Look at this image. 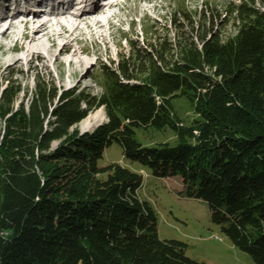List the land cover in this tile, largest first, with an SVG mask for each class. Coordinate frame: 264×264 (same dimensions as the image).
<instances>
[{
  "label": "trees",
  "instance_id": "16d2710c",
  "mask_svg": "<svg viewBox=\"0 0 264 264\" xmlns=\"http://www.w3.org/2000/svg\"><path fill=\"white\" fill-rule=\"evenodd\" d=\"M234 13L239 30L226 40L159 37L137 48L140 68L130 58L104 67L98 101L45 82L15 107L22 88L0 85V264H207L159 236L141 173L100 165L114 144L154 176L179 177L183 195L206 201L223 235L264 264V9ZM178 97L200 115L191 126L176 123ZM100 106L107 122L75 128ZM167 127L177 144L136 139Z\"/></svg>",
  "mask_w": 264,
  "mask_h": 264
},
{
  "label": "rangeland",
  "instance_id": "374dc122",
  "mask_svg": "<svg viewBox=\"0 0 264 264\" xmlns=\"http://www.w3.org/2000/svg\"><path fill=\"white\" fill-rule=\"evenodd\" d=\"M124 3L113 10L118 12L120 18L114 20L112 27H106L108 44L101 39L95 42L93 41L95 38L92 39L88 35L86 38L82 36L79 44L74 41L73 45L76 48L89 52V55H82V58L88 62L83 71H89V73L78 84V78L70 76L72 69L67 62L68 56H62L63 64L60 61L55 62L50 69H37L36 66L40 67L41 63L36 60L32 65L23 60L14 68L6 64L0 65V85L6 87L10 80V85L22 88L14 106H21L22 103L28 106L29 97L35 91L37 83L45 82L59 92L67 90L74 91L76 94L83 93L98 101L105 95L109 80L108 69L104 67L116 68L120 59L130 58L133 59L132 63H136L140 68L139 60L136 59L138 47L146 49L159 37L171 39L176 43L187 36L196 39L199 43L201 37H210L211 33H216L226 40L236 35L239 30L240 21L234 13L237 6L248 3L264 9V0H151L150 3L124 0ZM144 4L149 7L148 15H144L142 11ZM74 5L75 3L70 5L71 9ZM74 8L73 12H75ZM36 16L41 17L40 14ZM35 26L38 25L35 24ZM16 54L22 55V53ZM172 58H178L177 53ZM50 59L54 61L55 56L51 55ZM75 84H77L76 87H74ZM173 107L179 127L191 126L194 121L200 119L194 104L186 97L175 98ZM97 112H102L106 116L100 124L108 121L104 106L92 110L89 115ZM98 126L89 131H93ZM75 128L81 132L84 131L81 123ZM4 129V120L0 118V142ZM136 139L147 147L160 143L175 145L178 141L170 127L160 130L137 129ZM112 163L129 167L143 175L144 183L140 193L157 212V227L162 239L184 242L187 244L186 253L190 258L207 264H256L249 254L235 247L223 235L220 226L212 222L210 207L206 201L183 195L184 186L179 177L154 176L150 170L138 163L124 159L123 149L118 144L108 148L100 161L101 166Z\"/></svg>",
  "mask_w": 264,
  "mask_h": 264
},
{
  "label": "bare ground",
  "instance_id": "6f19581e",
  "mask_svg": "<svg viewBox=\"0 0 264 264\" xmlns=\"http://www.w3.org/2000/svg\"><path fill=\"white\" fill-rule=\"evenodd\" d=\"M41 1L0 0V52L2 55H0V65L6 64L14 68L23 60H26L29 65L36 60L41 63L40 67L36 66L37 69H50L55 62H62V56H68L67 62L72 69L70 76L78 78V84L89 73V71H83L88 62L82 58V55H89V52L76 48L73 43L77 41L79 44L80 38L82 36L86 38L88 35L92 39L95 38L93 39L95 42L101 39L108 44L106 27H112L114 20L120 18L118 13H110L109 10L115 8L117 4L114 1L104 5L101 0H82L78 3L74 2L75 0H66L67 6L64 7L67 9L64 8L59 12L54 10V5L64 0H56L45 9L51 15L42 20L40 25L35 26L36 20L33 18V13L38 15L41 12ZM136 1L151 2V0ZM72 3H75L77 7L81 3L77 13L71 12ZM30 5L35 7L33 13L29 11ZM144 5L142 11L144 15H148L149 7ZM39 18L42 19V17ZM16 53H22V55L19 56ZM51 55L55 56L54 61L50 59ZM103 118L106 119V116L102 112L89 115L81 122L82 129L91 130L98 126Z\"/></svg>",
  "mask_w": 264,
  "mask_h": 264
},
{
  "label": "water",
  "instance_id": "95a60500",
  "mask_svg": "<svg viewBox=\"0 0 264 264\" xmlns=\"http://www.w3.org/2000/svg\"><path fill=\"white\" fill-rule=\"evenodd\" d=\"M84 132H89V130H84V131H82V133H84Z\"/></svg>",
  "mask_w": 264,
  "mask_h": 264
}]
</instances>
